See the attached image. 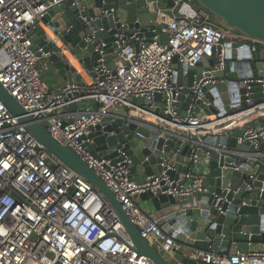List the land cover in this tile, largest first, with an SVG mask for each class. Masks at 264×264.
I'll use <instances>...</instances> for the list:
<instances>
[{"label":"built area","instance_id":"obj_1","mask_svg":"<svg viewBox=\"0 0 264 264\" xmlns=\"http://www.w3.org/2000/svg\"><path fill=\"white\" fill-rule=\"evenodd\" d=\"M66 1L0 0V84L26 116L42 125L94 172L148 244L164 254L180 252L183 245L162 229L137 198L146 191L154 195L159 192L183 204L195 193L207 192L202 183L207 179L212 153L233 159L232 169L241 170L246 178L232 189L229 183L223 184L226 168L222 166L219 192L210 193L211 205L222 213L221 204H231L238 192L251 194L253 187L248 181L256 180L264 169V77L233 81L214 78L215 73L224 71L226 51L231 49L238 57L249 39L219 28L209 15L203 17L194 0H173L171 8H166L162 0H153L147 3L148 11L156 16L151 24L152 37L146 36L149 29L144 30L137 19L130 32L115 35L118 67L112 70L104 63V44L100 41L94 48L99 55L91 70L95 77L51 88L41 73V68L50 65V53H43L41 48L34 51L29 33ZM72 4H78V0ZM119 12L110 10L114 20ZM157 27L161 28L160 34L155 32ZM161 34L168 37L165 45L160 42ZM225 39L229 42L223 43ZM250 42L251 51L264 53V43ZM210 58L215 60L213 68L200 78L194 75L189 88L193 92L191 103L180 110L178 97L185 88V69ZM217 83L229 87L221 94L218 113L210 118L203 111L212 102L201 89ZM253 83L260 85V102L252 98ZM157 95L159 99L155 100ZM134 98L149 104H133ZM196 101L203 106L202 115L196 113ZM94 103L100 107L94 108ZM71 105L77 108L70 110ZM123 107L127 109L124 116L109 113ZM117 123L157 132L159 138L164 134L174 138L169 153L164 150L166 143L159 149L161 173L148 176L144 183L135 182L131 175L133 163L124 150L128 140L112 149L104 142V154L115 151V157L93 153L97 137L117 135L115 131L104 132L108 124ZM178 131L184 135L176 134ZM235 131H242L236 137L240 148L220 143L234 138ZM96 132L98 136H90ZM134 134L142 137L138 132ZM184 145H188V155L183 156L185 162L180 166L186 173H181L172 158L180 156ZM244 145L247 150L241 148ZM263 192L262 186L259 194ZM240 205L235 206L234 213ZM194 254L205 264H264V248L231 255L209 246ZM0 264H154L135 251L101 194L54 158L1 100Z\"/></svg>","mask_w":264,"mask_h":264},{"label":"water","instance_id":"obj_2","mask_svg":"<svg viewBox=\"0 0 264 264\" xmlns=\"http://www.w3.org/2000/svg\"><path fill=\"white\" fill-rule=\"evenodd\" d=\"M153 0H78V4L73 5V0L62 3L59 7L52 10L48 16L43 18L30 33L32 49L37 51L42 49L43 53H50L49 61L51 66L57 70L58 75L66 82L72 83L82 81L86 78H93L95 74L91 72L97 65L99 55L95 53V46L101 41L104 44L103 54L104 63L108 68L114 70L119 66L117 57L118 48L114 43L115 37L121 31L130 32L132 22L137 19L140 26L149 31L146 36L152 37V23L156 16L150 13L147 3ZM196 8L200 10L203 17L209 15L213 22L221 29L230 33H238L249 40L264 43V0H194ZM166 8L173 7V0H162ZM120 11L115 14V20L110 10ZM128 24V25H126ZM156 33H161V28H156ZM167 35H160V42L167 44ZM223 43H228L225 39ZM236 45H233L235 48ZM243 52V53H242ZM242 52H238V57L231 49L226 51V64L223 72L215 73L216 79L236 80L237 78H263L264 77V53L255 50L251 51L249 45H245ZM40 56V53L37 52ZM234 55V56H233ZM215 64V60L210 58L203 63L190 66L185 69L187 79L185 88L180 91L178 100L180 110H186L191 103L193 92L189 89L194 81V75L201 77L203 72L210 71ZM252 98L257 102L262 100L260 85L251 84ZM229 86L225 83L208 85L201 89L205 98L212 102V105L204 109V113L210 118L218 113L221 106V94L227 91ZM159 96H155L158 100ZM0 100L7 109L19 118V122L24 124L26 129L56 158L61 164L72 172L81 176L91 184L101 196L112 207L121 225L133 243L135 251L142 256L149 258L154 264H205L196 259L188 262L187 257L182 258L181 251L173 255L158 252L148 244L139 234L138 229L130 222L126 213L115 196L105 186V184L90 170L78 156L69 148L60 145L40 124L36 123L31 117L26 116L23 108L10 96V94L0 84ZM184 102L181 104V102ZM133 104H149V101L142 98L132 99ZM86 105V104H85ZM82 105V107H85ZM196 113L202 115L200 109L203 108L200 101H196ZM244 107V104H241ZM87 106V105H86ZM94 108L100 104L94 103ZM76 105H71L70 110H75ZM229 111V108H225ZM127 109H112L109 113L124 116ZM264 113V110H263ZM134 115V114H133ZM96 129H99L98 127ZM121 130V133L119 132ZM115 131L116 136L96 138V145L93 153L99 156L115 157L116 152L109 155L104 154L108 147L118 148L120 143L127 140L129 143L124 150L130 157L133 167L131 175L137 183L146 182L148 176L161 173L159 149L166 143L165 152L169 153L174 145V138H169L164 134L159 138V133L149 132L145 129L136 128L134 124L129 126L107 125L104 132ZM134 132L140 133L138 137ZM233 132V129H231ZM176 134L184 135L178 131ZM99 135L98 132L90 136ZM124 135H126L124 137ZM242 131H235L234 138L230 140L222 139L220 143L228 144L230 148H240L236 145V137L241 136ZM157 139V141H156ZM180 144V143H178ZM248 149L246 145L241 147ZM177 147L173 148L176 150ZM158 150V151H157ZM188 145H184L180 156L188 155ZM188 161V159L186 160ZM230 157H223L212 153L207 168V179L202 186L207 192L195 193L183 204H178L171 196L162 195L157 192L154 195L146 191L138 196V200L151 205L150 216L158 219L162 229L180 242L190 252L195 250H206L210 246L214 250L225 249L231 255L236 253L246 254L252 247L264 244V192L259 194L264 182V169H262L256 180L250 183L253 187L251 194H244L240 191L235 199L228 204H221L220 213L211 204L210 193L219 192L218 187L221 183V167L225 166L226 179L223 184L229 183L232 189L241 184L245 174L241 170H233ZM179 172L186 173V169H179ZM169 174H172L169 171ZM231 193L228 198H231ZM135 199V201H137ZM241 202H243L242 205ZM237 205L238 212L234 213ZM176 230V233H172ZM181 257V258H180Z\"/></svg>","mask_w":264,"mask_h":264},{"label":"crops","instance_id":"obj_3","mask_svg":"<svg viewBox=\"0 0 264 264\" xmlns=\"http://www.w3.org/2000/svg\"><path fill=\"white\" fill-rule=\"evenodd\" d=\"M165 6V5H164ZM245 43H246V45H250L251 44V42H250V40H246L245 41ZM45 70H47L48 71V74H46V77H45V75H44V70H42L41 71V73H42V78L44 79V81L51 87V88H57V87H59V86H61V85H63V84H65L66 82L58 75V72H57V70L56 69H54L52 66H51V64L50 65H48L47 66V68L45 69ZM47 73V72H46ZM172 160L175 162V166L176 167H179L180 168V166L182 165V163H184L185 162V160H184V157L183 156H176V157H174V158H172ZM138 203L140 204V206L143 208V202L142 201H140V200H138ZM146 206H147V204H146ZM148 208V209H147ZM145 210L146 211H148V212H150V210L152 209L151 208V205L150 204H148V207H147ZM258 248H264V244H262V245H258V246H254V247H252L251 248V250H255V249H258ZM220 250L221 251H223V252H228L227 250H225V249H222V248H220ZM195 251H189L186 247H182V250H181V254H182V258L184 257H187L189 260H188V262H190L191 261V259H196L195 258ZM181 258V257H180ZM197 260V259H196Z\"/></svg>","mask_w":264,"mask_h":264},{"label":"rangeland","instance_id":"obj_4","mask_svg":"<svg viewBox=\"0 0 264 264\" xmlns=\"http://www.w3.org/2000/svg\"><path fill=\"white\" fill-rule=\"evenodd\" d=\"M46 68H47V67H46ZM46 68H41V71L44 70V75H45V77H46V74H48V71L45 70ZM42 72H43V71H42ZM46 72H47V73H46ZM146 204H147V206H146ZM148 204H149L148 202H146V203L143 202V209H144V208L146 209V208L148 207ZM147 209H148V208H147Z\"/></svg>","mask_w":264,"mask_h":264}]
</instances>
